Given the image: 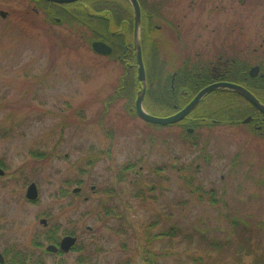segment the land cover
Masks as SVG:
<instances>
[{"label":"rangeland","instance_id":"374dc122","mask_svg":"<svg viewBox=\"0 0 264 264\" xmlns=\"http://www.w3.org/2000/svg\"><path fill=\"white\" fill-rule=\"evenodd\" d=\"M33 8L0 0L1 250L39 254L33 241L71 234L77 251L44 264H147L145 249L156 264H264V132L227 121L241 115L214 98L198 116L209 112L220 126L143 122L128 107L132 95L109 101L123 66ZM168 19L156 25L169 39ZM31 183L34 204L24 198Z\"/></svg>","mask_w":264,"mask_h":264},{"label":"flooded vegetation","instance_id":"af4514ba","mask_svg":"<svg viewBox=\"0 0 264 264\" xmlns=\"http://www.w3.org/2000/svg\"><path fill=\"white\" fill-rule=\"evenodd\" d=\"M150 1L136 0L140 12L139 41L146 77L147 71L155 72L156 76L160 72H174L172 77L170 75L168 80L165 79L171 91V107L161 106L164 111L159 117L174 115L191 102L201 89L216 83L238 85L264 105V0H172L173 3L158 0L154 4ZM31 2H37L40 8H33L35 14L42 12L47 17L53 15L51 20L57 25L63 24L69 28V32L90 40L89 47L93 53L111 58L123 66V71L131 69L136 75L135 15L129 0ZM208 5L212 7L210 11ZM166 8L173 12L169 19L164 16ZM165 18L168 19L169 39L165 29L156 25ZM68 24L73 25V28L68 27ZM82 29L85 31H80ZM94 42H103L109 46L110 54L96 53L92 49ZM167 44L170 56L165 52L163 54ZM179 50L184 51L183 59L177 57ZM194 71L197 73L193 77L191 73ZM177 72L180 76H177ZM164 81L146 79V84L150 86L159 82L160 85ZM213 98L217 100L215 102L219 107L227 105V113L241 115L236 121H227L264 132V115L239 94L226 88H219L205 95L187 116L170 126H187L188 121L195 126L206 125L207 121L211 126H220L221 119H215L209 112L198 116L201 109L208 111L209 104H201ZM193 131V128H186L189 135ZM1 166L0 164V168ZM74 189L71 193L77 195L79 191L74 192ZM24 198L28 203L34 204L38 199L37 191L36 198L29 199L26 189ZM39 223L46 226L45 219H40ZM66 237L75 239V242L64 251L60 245ZM44 239L47 241L46 245L39 241L32 243L33 247L41 248L39 254L16 251L13 246L2 247L1 250L0 243V264H24L28 259L30 264H44L45 257L77 251V239L71 234L58 239L53 236ZM49 246L55 247L56 251H48ZM76 262L63 261L59 264H79Z\"/></svg>","mask_w":264,"mask_h":264},{"label":"water","instance_id":"95a60500","mask_svg":"<svg viewBox=\"0 0 264 264\" xmlns=\"http://www.w3.org/2000/svg\"><path fill=\"white\" fill-rule=\"evenodd\" d=\"M53 3H67V2H74L76 0H47ZM134 9L135 15V23H134V50H135V60H136V80L139 83L140 90L136 93V99L134 104V110L136 115L146 123L159 125V126H167L172 125L179 122L185 116H187L191 110L198 104V102L208 93L219 89V88H226L230 89L237 94H239L242 98H244L247 102L252 104L258 111H260L264 115V105H262L252 94H250L244 88L231 84V83H216L209 85L203 89H201L196 96L189 102L184 108H182L179 112L175 113L174 115L167 116V117H159L148 113L143 107V98L146 91V78H145V70L143 66L142 56H141V48H140V41H139V20H140V12L138 8V4L136 0H129ZM3 11L0 12V16L4 18L6 15ZM92 49L102 55H108L111 52L109 46L104 44L103 42H94L92 44ZM190 131V130H189ZM4 172L0 169V175H3ZM79 189H75L74 192H77ZM27 198L35 199L36 198V186L34 183H31L27 188ZM75 239L66 237L62 240L60 248L64 251H67L71 246L74 245ZM48 251L55 252L56 248L53 246H49L47 248Z\"/></svg>","mask_w":264,"mask_h":264},{"label":"trees","instance_id":"16d2710c","mask_svg":"<svg viewBox=\"0 0 264 264\" xmlns=\"http://www.w3.org/2000/svg\"><path fill=\"white\" fill-rule=\"evenodd\" d=\"M126 72L127 71H125L123 73V76H122L123 78L119 80L117 86L115 87V93L116 92L117 93L116 94L114 93L113 94L114 97L112 96L109 99V101L116 100V99H118L120 97L122 98L124 96L127 97V95H132L131 99L130 98L127 99L128 97L126 99L128 100V107L129 108L131 107L132 108L131 111H133L135 113V111H134V102H135L137 90L135 91V88L134 87L132 88V84L134 86H135V84L137 86H139V83L137 81H135V79H134V81L132 80V81L128 82V77H127V81H126L125 80V76L127 75ZM148 72L149 71H147L146 79H150L152 81H153L154 78L164 81L167 78L166 76H169V75H166V72L165 73H161V72L157 73V76H156V73L153 72V71H150V75H149ZM135 77H136V75H134V78ZM167 80H165L164 82L160 83V85H162V86L158 85L159 82H154L150 86H147L145 95H148L149 100L151 102L149 104V108L148 107L146 108V110L149 113L154 114V115H159L158 113L161 112V110L164 111L163 107H161V106H166L167 105V107H171V91H170V87L168 86V83L166 82ZM122 82H123V84H122L123 86L121 87L120 85H121ZM156 83H157V85H155ZM119 86H120V88H118ZM151 98H152V100H151ZM151 109H152V111H151ZM135 115H136V113H135ZM125 166H126L125 169H129V168L133 167V165L129 166V164L128 165L126 164ZM195 191H198V189H196ZM213 194L214 193L212 191H210L209 194H208V196L210 198V202L212 204L214 202H217V199H216L215 196H213ZM230 223H231L232 226H236L237 227V225L239 223V220L236 219V218L235 219H231ZM237 230H240V232H243V233L246 232V230H244L243 228H238ZM168 234H169V232H166V233L162 232L161 236H167ZM176 234H178V233L174 232V233H171L170 236H174ZM148 253H149V251L147 249H145L144 250V255H145L144 257H146L145 262L147 264H156L155 261H153V259H152V261L149 259Z\"/></svg>","mask_w":264,"mask_h":264}]
</instances>
